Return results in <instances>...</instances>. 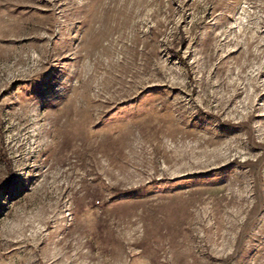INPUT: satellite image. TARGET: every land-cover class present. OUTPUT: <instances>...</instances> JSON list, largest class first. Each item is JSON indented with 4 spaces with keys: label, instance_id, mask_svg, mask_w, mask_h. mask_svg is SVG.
Masks as SVG:
<instances>
[{
    "label": "rangeland",
    "instance_id": "obj_1",
    "mask_svg": "<svg viewBox=\"0 0 264 264\" xmlns=\"http://www.w3.org/2000/svg\"><path fill=\"white\" fill-rule=\"evenodd\" d=\"M0 264H264V0H0Z\"/></svg>",
    "mask_w": 264,
    "mask_h": 264
}]
</instances>
